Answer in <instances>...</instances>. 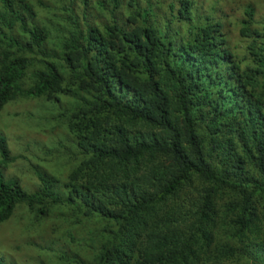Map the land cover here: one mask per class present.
Segmentation results:
<instances>
[{
    "label": "trees",
    "instance_id": "obj_1",
    "mask_svg": "<svg viewBox=\"0 0 264 264\" xmlns=\"http://www.w3.org/2000/svg\"><path fill=\"white\" fill-rule=\"evenodd\" d=\"M0 11V109L51 106L34 131L71 167L66 194L48 167L24 190L0 131V224L20 203L100 223L102 259L62 250L76 264H264V0H0ZM44 148L34 142L42 159Z\"/></svg>",
    "mask_w": 264,
    "mask_h": 264
},
{
    "label": "rangeland",
    "instance_id": "obj_2",
    "mask_svg": "<svg viewBox=\"0 0 264 264\" xmlns=\"http://www.w3.org/2000/svg\"><path fill=\"white\" fill-rule=\"evenodd\" d=\"M56 5L62 0H53ZM0 13H3L0 11ZM54 109L45 105L39 98H22L7 103L0 109V131L6 137L11 155L15 160L8 165V174L15 176L22 188L28 192L34 187V170L46 169L55 174L59 182L53 188L66 194L63 183L67 169L71 167L60 151L53 154V138L39 135L34 131V123L45 119ZM36 122V123H37ZM35 136L41 137L39 139ZM42 141L45 148L42 159L34 149L35 141ZM58 151V150H57ZM52 207L47 215L29 210L23 203L17 204L8 220L0 224V260L4 264H76L62 259L64 252L78 255L84 261H99L102 254L96 255L100 223L73 215L69 220L56 213L65 208ZM102 221V220H100ZM62 222L61 228L57 227ZM96 255V257H95Z\"/></svg>",
    "mask_w": 264,
    "mask_h": 264
}]
</instances>
